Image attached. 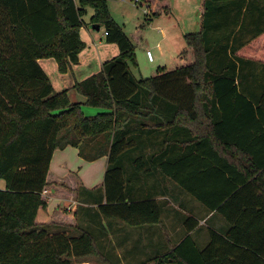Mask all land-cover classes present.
Instances as JSON below:
<instances>
[{"label": "trees", "instance_id": "obj_1", "mask_svg": "<svg viewBox=\"0 0 264 264\" xmlns=\"http://www.w3.org/2000/svg\"><path fill=\"white\" fill-rule=\"evenodd\" d=\"M110 1L0 0V264H72L95 252L93 231L79 222H37L57 190L54 152L70 146L88 162L108 158L100 187L77 180L71 189L98 206L99 219L160 223L163 203L150 193L132 198L130 186L147 179L149 189L182 188L221 218L201 248L189 216L164 262L264 264V0H203L201 29L185 35L190 57L144 79L131 71L136 45ZM141 4L155 17L170 8V0ZM89 9L120 49L75 86L104 110L96 116L56 92L39 62L54 58L61 73L79 64Z\"/></svg>", "mask_w": 264, "mask_h": 264}, {"label": "crops", "instance_id": "obj_2", "mask_svg": "<svg viewBox=\"0 0 264 264\" xmlns=\"http://www.w3.org/2000/svg\"><path fill=\"white\" fill-rule=\"evenodd\" d=\"M198 7L200 11L198 28L201 29L203 0L198 4ZM187 11L188 8L180 10L175 3L170 1V8L164 15L169 18L174 13H178L179 21H183L187 16L185 13ZM148 20L153 23L152 15H148ZM86 23L88 24L84 25L80 31L86 47L80 53L79 64L72 65L67 73H61L54 58L41 59L39 62L50 77L56 92L67 91L70 101L80 103L87 116H93L95 113L96 116L104 110L87 106L86 97L81 95L75 86L99 73L106 61L120 55V49L117 44L107 42V31L102 26L92 24L91 21ZM163 34L166 36L165 30H163ZM157 45L160 47V43ZM182 52H178L180 55L176 64L181 62ZM242 52L244 51L239 54L243 55ZM154 59L153 57L152 61ZM149 61L151 60L149 59ZM107 168V157L88 162L80 157L79 151L75 147L70 146L54 152L51 176L58 182L57 190H52V193L47 196L48 207L39 210L37 222L39 224L60 222L73 226L79 222L82 228H89L93 231L92 237L96 242L95 252L87 256L73 257L72 264H173L164 262L163 259L180 243L186 227L190 224L187 222L189 216L199 221V226L191 235L201 248L209 242L207 231H203V226L212 229L224 225L219 216L209 213L201 203L194 200L182 188L171 185L169 190L160 187L149 189L147 183L150 184L152 180L148 179L141 183L135 182L132 198L139 199L150 193L155 200L163 203V217L160 223L132 227L117 219H99L97 217L98 206L79 202L75 192L71 189H75L77 180L88 189L100 187L104 182ZM2 186L1 182L0 187ZM212 219L213 223H209ZM52 230L60 231L57 227ZM72 232L74 229H69V233L73 234ZM73 235L78 236L79 234Z\"/></svg>", "mask_w": 264, "mask_h": 264}, {"label": "rangeland", "instance_id": "obj_3", "mask_svg": "<svg viewBox=\"0 0 264 264\" xmlns=\"http://www.w3.org/2000/svg\"><path fill=\"white\" fill-rule=\"evenodd\" d=\"M140 1L111 0L109 2L112 17L122 26L136 45L137 66L131 65V69L137 79L150 77L163 67H173L178 61L179 53L186 46V33H195L200 30L198 28L200 22L198 4L201 0H170L180 10L188 8V11L185 12L187 16L183 21H179L180 16L178 18V13H174L169 18L163 13L161 16H152L153 23L148 20L152 7L141 4ZM92 15L93 10L89 9L88 14L85 16L86 22L91 20ZM163 30L166 31V36H164ZM158 43H160V47H158ZM147 50L153 52L154 61H149ZM183 54L187 58L190 57L188 51ZM130 187H134V184ZM213 221L212 219L209 223H213ZM203 231H207L208 234V228L205 226H203Z\"/></svg>", "mask_w": 264, "mask_h": 264}, {"label": "built area", "instance_id": "obj_4", "mask_svg": "<svg viewBox=\"0 0 264 264\" xmlns=\"http://www.w3.org/2000/svg\"><path fill=\"white\" fill-rule=\"evenodd\" d=\"M138 2V0H136ZM141 3V1H140ZM108 35V33H106ZM147 56L148 58L152 61L153 60V55H152V52L151 51H147Z\"/></svg>", "mask_w": 264, "mask_h": 264}, {"label": "water", "instance_id": "obj_5", "mask_svg": "<svg viewBox=\"0 0 264 264\" xmlns=\"http://www.w3.org/2000/svg\"><path fill=\"white\" fill-rule=\"evenodd\" d=\"M98 28V27H97Z\"/></svg>", "mask_w": 264, "mask_h": 264}]
</instances>
